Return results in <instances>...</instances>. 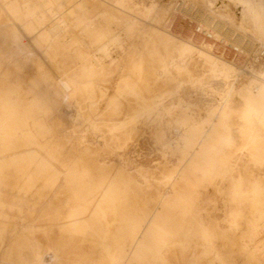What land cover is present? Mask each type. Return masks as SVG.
Masks as SVG:
<instances>
[{
    "label": "rangeland",
    "instance_id": "1",
    "mask_svg": "<svg viewBox=\"0 0 264 264\" xmlns=\"http://www.w3.org/2000/svg\"><path fill=\"white\" fill-rule=\"evenodd\" d=\"M173 2L0 0V264H264V59ZM194 2L264 44V0Z\"/></svg>",
    "mask_w": 264,
    "mask_h": 264
},
{
    "label": "built area",
    "instance_id": "2",
    "mask_svg": "<svg viewBox=\"0 0 264 264\" xmlns=\"http://www.w3.org/2000/svg\"><path fill=\"white\" fill-rule=\"evenodd\" d=\"M174 1L175 7L166 25L169 31L189 33L190 39L195 38L201 43H206L215 54L233 62L258 63L264 59L263 48L249 50L246 39L239 42L235 35L229 36L222 31L215 32L212 23H205L203 19L198 18L195 4L188 0Z\"/></svg>",
    "mask_w": 264,
    "mask_h": 264
},
{
    "label": "bare ground",
    "instance_id": "3",
    "mask_svg": "<svg viewBox=\"0 0 264 264\" xmlns=\"http://www.w3.org/2000/svg\"><path fill=\"white\" fill-rule=\"evenodd\" d=\"M188 1H190L192 4H195V2H194V0H188ZM174 3H175V1H174ZM174 3H173V6H172V10L174 9ZM198 12H200L199 14L201 15L202 13H203V11L202 10H198ZM204 16L206 17V14H204ZM206 19L208 20V23H211V21L209 20V18H207L206 17ZM213 22V21H212ZM213 28H214V30H215V32H218V31H225V32H223L224 34H226V35H230V34H232L233 32H230V31H227V30H223L222 28L220 29V26H218V25H216V23H214L213 24ZM166 31L167 32H169L168 31V29H166ZM169 33H171V32H169ZM183 40H185V41H188V42H190V43H192L191 42V39L190 38H188V39H185V38H182ZM236 40H238L239 42L240 41H242V40H245V38L244 37H242V36H240V35H238L237 34V38H236ZM183 43H185V42H183ZM264 43V42H263ZM187 45H190V46H192V47H194V48H198V47H196L195 46V44L194 43H192V44H194V45H192V44H188V43H186ZM197 46H203L202 44L201 45H197ZM259 46L261 47V48H263L264 49V44H259ZM38 47V46H37ZM205 47V46H204ZM209 48V47H208ZM201 49V48H200ZM209 50V49H208ZM207 51V50H206ZM213 54V53H212ZM214 55V54H213ZM216 56V55H215ZM217 57V56H216ZM218 59V58H217ZM221 61V60H220ZM224 65H227L228 66V68L230 67L231 69H232V71H233V74L236 76V77H238V75H239V72L240 73H242V72H247V70L246 71H244V70H241V69H237L236 67H234V66H232L231 64H229V63H227V62H225V61H223L222 62ZM229 70V69H228ZM237 71V72H236ZM195 73H196V69H195V71H194ZM249 72V71H248ZM223 72H221L220 73V75L222 74ZM217 79L219 78V79H222L221 78V76H219V77H216ZM221 81V82H220ZM219 82L220 83H222L221 84V86L222 87H224L221 91H224V90H227V91H230L231 90V85L228 83H226V82H224L223 81V79L222 80H220ZM221 88V87H220ZM184 91V90H183ZM254 93V92H253ZM261 110V109H260ZM138 178V177H137ZM104 193H105V191H104ZM106 203V202H105ZM245 212V211H244ZM118 220V219H117ZM50 225H52V224H50ZM49 226V225H48ZM108 237V236H107ZM109 238V237H108ZM107 238V239H108ZM103 240V239H102ZM109 242V241H108ZM116 244H118V243H116ZM109 245V244H108ZM157 246V245H156ZM110 248V247H109ZM46 249V248H45ZM157 249V248H156ZM51 251H53L52 249H51V247L49 246L48 247V249H47V251L44 253V256L43 257H41L42 258V260L45 262V263H47V264H49L51 261H52V255L50 254V252ZM114 253V252H113ZM116 253V252H115ZM111 255H112V252H111ZM116 257V256H115ZM114 259V258H113ZM39 262H41V261H39Z\"/></svg>",
    "mask_w": 264,
    "mask_h": 264
}]
</instances>
